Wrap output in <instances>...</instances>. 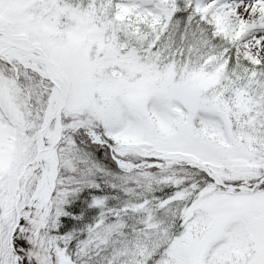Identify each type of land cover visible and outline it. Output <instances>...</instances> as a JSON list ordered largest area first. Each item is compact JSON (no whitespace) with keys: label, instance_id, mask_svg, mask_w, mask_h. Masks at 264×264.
<instances>
[{"label":"snow or ice","instance_id":"obj_1","mask_svg":"<svg viewBox=\"0 0 264 264\" xmlns=\"http://www.w3.org/2000/svg\"><path fill=\"white\" fill-rule=\"evenodd\" d=\"M0 264H264V0H0Z\"/></svg>","mask_w":264,"mask_h":264}]
</instances>
